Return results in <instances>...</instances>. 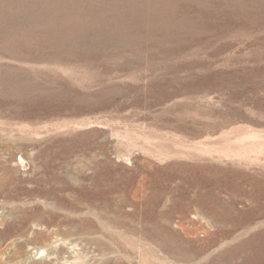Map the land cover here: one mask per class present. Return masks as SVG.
<instances>
[{
  "label": "rangeland",
  "instance_id": "1",
  "mask_svg": "<svg viewBox=\"0 0 264 264\" xmlns=\"http://www.w3.org/2000/svg\"><path fill=\"white\" fill-rule=\"evenodd\" d=\"M0 264H264V0H0Z\"/></svg>",
  "mask_w": 264,
  "mask_h": 264
}]
</instances>
